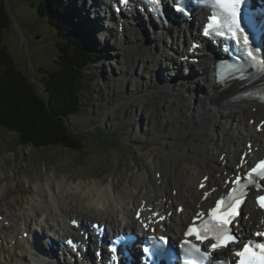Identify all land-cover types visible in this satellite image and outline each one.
<instances>
[{"label":"bare ground","instance_id":"obj_1","mask_svg":"<svg viewBox=\"0 0 264 264\" xmlns=\"http://www.w3.org/2000/svg\"><path fill=\"white\" fill-rule=\"evenodd\" d=\"M110 2L92 0L91 9L98 20L101 14L97 13H105L104 24L108 25V31H112L115 21L118 24L123 20L122 32L116 30L111 34L122 50L115 53L114 63L119 70L112 82L116 89H121L122 85L128 87L127 96L117 98L139 101L136 111L144 116V127L163 123L170 126L162 134L168 136L162 137L168 147L164 152L165 162L152 160V181L148 174H142L132 185L121 189L112 183L103 185L98 180L91 184L80 181L74 187L56 179L44 186L38 185L36 196L39 199L25 200V206L15 211L6 210L0 220V252L8 254L10 249L15 255L27 257L14 261L15 264H32L31 256L36 258L34 264H95L94 256L88 251L83 259L85 263L72 262L67 260L66 253L65 256L56 253L37 238L39 227L42 231L56 230L61 240L73 235L77 229L71 228L68 221L74 214L81 216L83 222L98 218L107 224L109 232H114L141 228V220L148 222L152 212H157L165 219L152 217L158 222L149 223L148 229H156L157 233H181L192 217L205 212L213 198L224 193L225 176L241 170L240 153L246 150L247 158H254L264 147V125L261 131L256 128L259 120L264 119V104L251 100L221 102L236 91L239 83L225 87L215 85L211 55L216 50L204 44L198 65L182 60L183 51L189 49L186 43L195 36L200 16L190 22L154 28L151 17L145 13L125 11L117 19L110 13ZM177 43L182 45V51L175 48ZM133 45L137 50L128 53ZM182 66L188 69V74L181 70ZM212 105L216 108L207 111ZM172 128L178 129L173 131ZM183 138H188L189 142L181 149L178 143ZM181 156L186 160L177 168ZM202 181L204 189L199 188ZM205 191L209 192L207 198L203 196ZM179 206L181 211L177 209ZM141 208L143 211L137 219L136 213ZM244 214H248V218L240 219L242 229L254 227L263 216L250 200L244 204ZM34 224L36 229H33ZM26 231L28 234L24 237Z\"/></svg>","mask_w":264,"mask_h":264},{"label":"rangeland","instance_id":"obj_2","mask_svg":"<svg viewBox=\"0 0 264 264\" xmlns=\"http://www.w3.org/2000/svg\"><path fill=\"white\" fill-rule=\"evenodd\" d=\"M64 1L80 12L82 21L84 17L89 20L96 31V42L103 50V54L92 56L93 61L83 68L77 90L78 110L65 119L68 131L81 141L82 147L79 150L60 145L33 147L20 143L15 132L0 126V214L25 206V200L39 199L37 186H44L53 179L64 180L71 187L80 181L91 184L98 180L103 185L112 183L121 189L132 185L142 174H148L152 181V160L165 162L164 152L168 147L163 138L168 136L162 134L170 126L163 123L144 127V116L136 111L139 101L117 98L126 97L128 93V87L122 85L121 89H116L112 82L119 70L114 63L115 53L122 50L114 39L103 41L102 35L106 32L97 30L103 26V20L98 22L94 18L92 0ZM5 2L10 25L3 34V43L16 66L27 74L41 94L43 89L38 82L58 67L61 52L57 43L61 38L46 17L37 13L38 0ZM112 30L115 33V29ZM180 45L175 44V48L181 50ZM188 142L186 138L178 145L183 149ZM184 158L181 156L177 168L185 163ZM71 216L81 218L76 214ZM40 240L43 242L42 234ZM8 254L0 252V264H15L14 261L27 258L15 255L10 249ZM34 257H30L32 264L36 261Z\"/></svg>","mask_w":264,"mask_h":264},{"label":"trees","instance_id":"obj_3","mask_svg":"<svg viewBox=\"0 0 264 264\" xmlns=\"http://www.w3.org/2000/svg\"><path fill=\"white\" fill-rule=\"evenodd\" d=\"M37 13L46 17L61 42L57 69L38 82V89L19 69L3 43L10 25L5 0H0V126L15 132L20 143L33 147L60 145L79 150L81 141L65 125V119L78 110V83L83 68L99 53L90 22L64 0H38ZM93 56V58H92Z\"/></svg>","mask_w":264,"mask_h":264},{"label":"snow or ice","instance_id":"obj_4","mask_svg":"<svg viewBox=\"0 0 264 264\" xmlns=\"http://www.w3.org/2000/svg\"><path fill=\"white\" fill-rule=\"evenodd\" d=\"M127 3V0H123ZM150 3L159 8L160 0H150ZM208 5L213 8V14L208 17V23L204 26L203 33L206 36L218 35L228 36L235 44L241 48L250 62V67H255L259 71H264V49L258 46H254V42L251 39L252 32L249 30H255L257 21L254 18L247 17L243 11L242 5L246 3V0H207ZM177 11L187 15V12L183 7L177 3ZM249 29V30H246ZM199 45L193 44L192 48L195 49ZM234 72H241V69L236 65H229L227 72L218 73V79L221 82L226 81L231 77ZM264 98V97H262ZM239 166V165H238ZM159 175V174H157ZM207 176L204 177L206 181ZM231 185H236L233 187ZM228 190L225 194L219 196L215 200L213 207L207 210V219H204L205 212H199L194 218L193 223L187 227L184 232L186 239L182 241L183 244L189 246V250L194 252L197 256L203 260L209 261V264L214 257L213 252L219 249L227 248L229 244H238L239 238L233 233L232 229L238 226L237 218L241 214V206L245 203L248 196V189L254 187L256 190H264V159H261L255 166H250V171L247 173V183H241V177L236 175L234 179L227 182ZM201 189L205 188V184L202 181L199 185ZM212 191H216L213 189ZM209 192L205 191L203 196L207 198ZM256 202L261 209H264V195H257L255 197ZM143 208L137 211V219H140V212ZM151 211V209H149ZM152 217H158V220H164L165 217L157 212H152L148 218V222L141 220L145 230L148 229L149 223L158 222L153 221ZM246 218V217H245ZM197 221H200L197 225ZM73 224H77L76 220L72 221ZM264 223V221H262ZM98 231L102 230V225H92ZM155 232V229H153ZM255 235H262L256 233ZM187 237H195L198 244L192 243ZM150 241L155 242V246H167L169 240L166 236H151L147 238ZM207 246L202 250L201 245L205 242ZM69 244L73 242L68 241ZM113 252L116 249L113 247ZM142 252L147 259L154 256L156 253L153 248L144 246ZM259 252V255H257ZM235 255L239 258V264H264V242H258L253 247L252 242L244 244L241 250L237 251ZM116 259L115 256L112 257ZM188 264H192L191 261ZM223 264H228L224 261Z\"/></svg>","mask_w":264,"mask_h":264},{"label":"water","instance_id":"obj_5","mask_svg":"<svg viewBox=\"0 0 264 264\" xmlns=\"http://www.w3.org/2000/svg\"><path fill=\"white\" fill-rule=\"evenodd\" d=\"M129 50H130V53H135L137 48H136V46H132Z\"/></svg>","mask_w":264,"mask_h":264}]
</instances>
